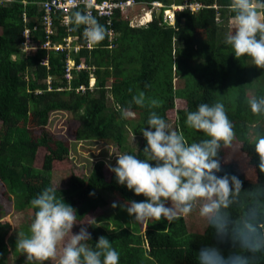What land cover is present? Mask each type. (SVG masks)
Returning a JSON list of instances; mask_svg holds the SVG:
<instances>
[{"label": "trees", "instance_id": "obj_1", "mask_svg": "<svg viewBox=\"0 0 264 264\" xmlns=\"http://www.w3.org/2000/svg\"><path fill=\"white\" fill-rule=\"evenodd\" d=\"M39 1L0 2V181L6 192L13 194L16 209L24 207L26 199L31 201L43 189L51 187L29 164L37 147L46 149L41 161V169L46 172L50 171L53 161L62 160L66 154L67 147L46 132L49 114L55 111H65L78 121L74 139L110 142L120 153L143 159L146 140L141 130L147 127L151 111L167 121V110L177 106L174 130L192 143L207 137L186 126V113L195 111L201 103L221 102L235 126V141L254 166L257 179L249 183L237 176L245 189L257 182L264 183V176H260L256 167L258 156L248 143L251 129L264 132V117L253 116L246 104L247 97L264 95V69L248 67L251 59H237L225 43L228 31L216 22L215 15L220 12L231 17L226 7L230 0H187L198 1L202 6L195 11L187 8L175 11L173 25L163 22L161 15H153L141 27L128 26L127 18L119 13L109 26L98 19L107 29H112L113 38L108 40L106 35L100 44L91 49L80 47L76 52L40 47L47 39L41 25ZM137 1L142 3L135 7V12L151 0ZM159 1L165 5L182 2ZM61 17L62 13L53 16L50 44L62 43L67 34L66 27L59 22ZM25 28L29 31V41L23 51ZM82 29L83 26L70 31L78 36L80 43L84 42ZM67 57L73 64L86 66L79 71L72 69L69 80L64 77ZM44 58L46 64L42 63ZM89 74L93 76L92 88H88ZM79 85L85 89L76 91ZM139 92L158 100L160 107L132 105L134 116L122 119L118 106L128 107L132 96ZM108 97L110 104L106 101ZM32 127L39 128L40 135H34ZM127 127L138 138L135 148L125 145ZM227 152L228 149L220 152L222 172L217 175H236L232 165L222 161ZM101 164L96 163V177L90 189H86V181L71 176L67 188L56 192L57 198L76 209L77 220L104 206L107 192L123 203L145 199L119 185L114 173L107 179L101 172ZM141 225L136 222L132 230L126 226L111 230L95 226L90 231L88 244L94 247L100 236L106 237L119 253V264H197L196 253L203 246L216 243L213 230L207 224L202 233H191L183 217L171 223L163 218L149 220L139 232L136 228ZM6 226L0 222V264H4L2 255L8 250ZM218 247L227 255L228 244H218Z\"/></svg>", "mask_w": 264, "mask_h": 264}, {"label": "clouds", "instance_id": "obj_2", "mask_svg": "<svg viewBox=\"0 0 264 264\" xmlns=\"http://www.w3.org/2000/svg\"><path fill=\"white\" fill-rule=\"evenodd\" d=\"M66 6L70 9L66 17L70 31L83 26V38L90 47L105 40L108 29L92 14L94 0H67ZM226 7L232 15L225 43L237 59L248 57L252 65L264 69V0H230ZM92 79L89 74L88 88H92ZM246 104L253 116L264 117V95L247 97ZM132 105L153 109L160 107V102L139 92L128 107L118 106L122 119L133 115ZM185 124L207 138L188 143L182 133L171 130L164 118L151 111L147 127L141 130L146 140L144 158L114 153L115 166L106 163L119 185L145 197L119 207L142 225L162 218L171 223L196 210L213 230L216 241L196 253L197 264H264V183L245 189L237 175H217L222 172L221 150L231 148L236 139L224 104H199L195 111L186 113ZM248 143L258 156L259 174L264 176V132L255 129ZM56 192V188H45L30 201L35 211L28 234L18 236L16 242L25 264H119V253L106 237L100 236L90 247L87 228L73 233L78 224L76 209L57 198ZM225 243L229 245L227 255L218 247Z\"/></svg>", "mask_w": 264, "mask_h": 264}, {"label": "rangeland", "instance_id": "obj_3", "mask_svg": "<svg viewBox=\"0 0 264 264\" xmlns=\"http://www.w3.org/2000/svg\"><path fill=\"white\" fill-rule=\"evenodd\" d=\"M1 1L2 0H0V2ZM146 18H148V16ZM215 20L223 27L222 29H225L224 31L229 32L231 30L230 17H228V15H222L220 12L216 13ZM247 66H252V62L249 61ZM256 69L258 70V68ZM252 92L253 91L250 90L249 94L252 95ZM106 101L107 104H110L109 97ZM176 108L177 106L166 112L168 117L167 122L171 130L175 128L174 113ZM132 116H134V113ZM77 125L78 121L67 112H51L47 120V131H45L52 138L59 140L63 146L67 147L66 154L62 160L53 161L50 171L46 172L41 169L42 156L46 149L43 146H38L34 158L29 163L34 169V172L38 173L39 177L44 180L45 183H48L57 190L66 189L68 180L71 176L86 181L87 186L85 187L86 189H90L93 187L96 177V163L99 161L102 163L101 172L103 171L105 177L108 179L112 172L106 167V163L115 166L117 159L115 154H122L118 147L110 142L99 139H74V131ZM251 128H253V126H251ZM32 131L34 135H40L41 132L37 127H32ZM252 132H254L253 129L250 130V133ZM125 136V145L135 148L138 138L131 133L129 127L126 128ZM109 151L113 152L111 156L109 155ZM222 161L231 164L235 174L246 182L254 183L256 181L257 176L255 168L250 164L245 153L240 150L239 142H233V146L228 149ZM104 196L105 205L91 210L83 218L77 220L78 224L73 227V233H78L81 227L87 228L88 232H90L95 226L104 227L106 230H111L119 226H126L131 230L134 229L133 227L136 225L134 217L129 216L126 210L119 207V205L124 203L112 193L107 192ZM24 197L27 198V196ZM25 201L26 204L24 207L16 209L13 194L11 192L7 193L3 183L0 181V222L6 223L7 225L5 229L7 230L6 241L8 250L2 255L4 264H25V255L16 250V242L18 236L26 235L29 231L27 227H29L35 211L31 207L30 201H28V199ZM114 202L118 204V207L113 208L111 206ZM183 219L187 231L191 233H202L207 224L203 218L199 217L196 210L190 215L183 217ZM136 230L139 232L143 231L144 225L139 226ZM46 264H52V262H46Z\"/></svg>", "mask_w": 264, "mask_h": 264}, {"label": "built area", "instance_id": "obj_4", "mask_svg": "<svg viewBox=\"0 0 264 264\" xmlns=\"http://www.w3.org/2000/svg\"><path fill=\"white\" fill-rule=\"evenodd\" d=\"M2 1H11V0H2ZM142 2L137 0H94V8L92 9V14L97 19H103L106 25H110L111 19L116 14H122L127 18V24L130 27H138L146 24L148 20L159 10L161 12L162 21L167 24H173L174 13L177 10H182L184 8L189 9L190 11H195L200 8L202 5L198 1H187L183 0L180 4H169L165 5L160 1L152 0L146 2V6H141L138 11H134L135 7ZM67 0H41L38 2L39 8L42 11L41 15V25L44 31L46 41L43 42L40 47L45 49H54V50H67L68 52H76L80 47H85L91 49L92 47L88 46L86 41L83 43L78 41L77 35H72L69 30V26L66 24V17L69 14L70 9L66 6ZM84 5L81 4L80 8L83 9ZM57 13H62L60 19V24L66 27L67 34L62 38V43L50 44L49 36L54 33V21L53 16ZM132 13V14H130ZM149 15L148 19H145V15ZM35 27L33 26V29ZM83 30V29H82ZM114 32L111 28L108 27L107 37L108 40H111L114 36ZM24 40L21 43L22 49H27L29 41V31L27 28L23 30ZM43 64H46V59H43ZM86 66L84 64H73L71 63L69 57L65 60L64 66V77L69 80L72 76L71 70L79 71L84 69ZM88 68V67H87ZM92 67H89L90 69ZM83 86H79L78 89L83 90Z\"/></svg>", "mask_w": 264, "mask_h": 264}, {"label": "bare ground", "instance_id": "obj_5", "mask_svg": "<svg viewBox=\"0 0 264 264\" xmlns=\"http://www.w3.org/2000/svg\"><path fill=\"white\" fill-rule=\"evenodd\" d=\"M146 16H148L149 17V15L147 14ZM146 16H145V19H146ZM148 19V18H147Z\"/></svg>", "mask_w": 264, "mask_h": 264}, {"label": "water", "instance_id": "obj_6", "mask_svg": "<svg viewBox=\"0 0 264 264\" xmlns=\"http://www.w3.org/2000/svg\"><path fill=\"white\" fill-rule=\"evenodd\" d=\"M156 13H158V10L156 11Z\"/></svg>", "mask_w": 264, "mask_h": 264}, {"label": "crops", "instance_id": "obj_7", "mask_svg": "<svg viewBox=\"0 0 264 264\" xmlns=\"http://www.w3.org/2000/svg\"><path fill=\"white\" fill-rule=\"evenodd\" d=\"M147 17V16H146ZM147 19V18H146Z\"/></svg>", "mask_w": 264, "mask_h": 264}]
</instances>
